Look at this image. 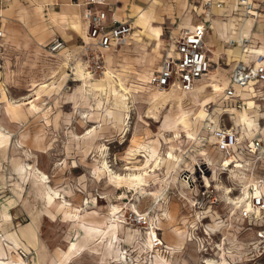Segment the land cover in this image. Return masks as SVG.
Segmentation results:
<instances>
[{"label": "rangeland", "instance_id": "rangeland-1", "mask_svg": "<svg viewBox=\"0 0 264 264\" xmlns=\"http://www.w3.org/2000/svg\"><path fill=\"white\" fill-rule=\"evenodd\" d=\"M161 2L163 5L157 9L156 14L159 15L161 22L157 23L162 25L160 26L164 32L157 44L151 36L147 35L141 48L124 46L115 52L117 55L114 56L112 66L116 68L119 65L117 68L124 70L121 71L125 75L126 82L139 81L146 85L148 72L160 65V59L169 50L171 35L179 28H183L182 21L185 15L194 16L200 13L198 7H196L197 11H188L187 7V12L181 14L183 7L177 1L161 0ZM14 33L19 35V42L7 43L4 48L0 47V53L2 49L0 88L6 87L7 94L11 98L19 99L21 96H26L27 100L32 101L24 104L17 111L0 103V123L10 132L6 148L0 147V223L4 227L7 226L6 228L10 227V230L0 227V239L4 244L12 242L9 239H3L6 231L12 233L14 237L18 232L22 239L19 229L29 224L36 230L37 239L32 243L18 239L20 242L18 247L12 242L14 251L12 255L10 251L8 252L11 259H16V255H19L24 259V264H54L57 262L59 251L65 250L68 243L77 241L81 236L75 220L72 218L65 220L61 211L45 204L36 192L31 179L26 180L17 173L15 169L17 165L29 163L34 164L48 176L50 186L67 194L66 198L71 203L72 213L76 209L80 213L87 212L86 219L94 222L101 229L104 227L102 229L104 238L110 236L111 230L109 229L113 228L105 223V218L112 216V205L122 209L119 214V219H123L122 223L115 225L116 228L117 226L120 228V230L116 229L119 232L120 241H118L120 243L119 247L115 248L125 253L129 264L137 262L148 264L156 259L154 253H144L141 248L145 232L149 231L148 228L151 225L159 227L155 231L165 245L170 243L175 246L174 249L167 248V246L159 248V253L169 261V264H200L202 256L212 257L218 252L216 244L222 241L224 235L228 237L222 244L224 249L220 250L221 254L226 257L227 262L224 264H264V250L257 249L251 244L252 227L238 219L236 214L233 215L232 207L229 204L226 206L221 200L220 191L214 187H204V177L212 179V171L210 165L206 163L207 156L198 154V148H203L210 157L218 156L215 158L220 159V154L215 152L216 149L211 143L213 139L208 134L206 125L211 118L218 120L220 117L227 126L232 124L238 126L239 120L246 116L245 107L231 108L226 112L222 108L228 109V106H235L237 102L232 100L226 103L219 96L217 105L215 101L213 105L209 104L207 110L209 116L202 126L201 133L194 137V134L190 133L194 129V115L183 117L188 109L180 111L169 105L162 109L159 108L160 111L156 113L157 117H148V110L151 109L146 103L148 95L138 93L135 94L136 102L129 111L130 117L125 120V122L129 120L130 130H127L125 134H120L118 125L105 113L104 108L111 106L110 99H106V96L99 90H75L77 81L74 80L75 74L72 73L73 59L69 60V66L64 69L63 54L48 52L46 41L43 45L29 44L27 31L22 27L19 33ZM211 38L212 35L209 39ZM75 44V47L73 46L76 49L75 54L86 59L82 48H76L77 45H84L80 37L77 38ZM247 44L249 43H244L245 46ZM220 58V69L214 76L216 82L225 85L231 64L224 54ZM93 73L95 78L101 76L100 71H93ZM63 74L67 76L66 80L62 77ZM50 78L57 79L61 87L52 89L50 92H43L39 98H36L37 94L30 90L32 84ZM1 82L4 85H1ZM148 89L152 92L155 90L149 86ZM79 92L80 95H78ZM193 110L196 111L195 108ZM99 121L104 123L102 128H98L93 134H87V137L82 136L89 128L98 125ZM258 124L260 127L264 125L261 117L258 118ZM261 131L263 132V129ZM5 136L7 134L0 131V140ZM198 137L202 138L198 140ZM146 141L154 145L160 143L158 148H160L161 155L170 158L167 162L161 163L155 171H148L145 176L148 182L145 188L147 192H153V195L143 196L140 188H135L130 180L108 181V177L101 174L98 166H101L103 150L108 152L107 164L114 173L125 176L131 171L141 170H131L134 169L132 164L135 167L140 166V157L131 159L135 163H127V157L131 148ZM177 157H181L182 160L178 166L173 167ZM216 168L222 185L227 184L229 187L236 185L234 183L236 180L229 181L226 178L228 175L219 173L221 169L217 166ZM185 174L190 175L192 189L187 190V196L193 200V204L180 194L181 187H183L181 178ZM247 177H250L248 172ZM234 192L236 194L235 190ZM133 206L142 216H136ZM209 207L221 216L217 219L224 221L220 227L216 226V230L210 231V234L206 233L205 226L213 223L208 216L211 212L201 214L199 219L194 211L195 209L204 211ZM42 218L47 223L44 219L42 221ZM178 230L180 233L175 234ZM54 235L58 236L57 243H55L56 236ZM217 235H220V238ZM191 236L194 237L193 241H186V238ZM98 237L99 235L91 239V242L87 244V249L80 256L74 257L69 264H96V256L93 255L97 253H93L91 249H101L100 252L106 250V241L103 242V237ZM200 240L206 243L205 250L199 244ZM100 256L99 253L97 259L101 261Z\"/></svg>", "mask_w": 264, "mask_h": 264}, {"label": "bare ground", "instance_id": "bare-ground-1", "mask_svg": "<svg viewBox=\"0 0 264 264\" xmlns=\"http://www.w3.org/2000/svg\"><path fill=\"white\" fill-rule=\"evenodd\" d=\"M146 1H148L147 6L141 7V6H138L136 4L131 5L130 16L133 18L134 29L132 32L131 39H129L126 42V44L124 45L126 47L131 46L130 48H133V47L134 48H139V47L141 48V44L144 41L145 36H147V35L151 36V38L156 41L155 44H157V42L163 36L162 33L164 31L162 30V27H161L162 25L157 23V22H160V17L158 14H155V9H157V7L162 6L163 4H162L161 0H146ZM229 2H230V0H229ZM180 3H184V0H180ZM228 5H229V11H230L229 18L224 19L222 21L223 24H222L221 28L218 30L219 35L222 36L220 50L218 51L216 49L211 48V52L214 53L213 63H215L217 61V58L220 57L221 54L223 53L228 58L229 63L233 64L236 60H240L239 57L241 56V52H243V48H246V47H248L250 49H256L259 53L264 52L263 51L264 50L263 45H260V46L257 45L256 46V45H254L253 42L251 43V41H250V43L247 44V46H245L244 44H242V41H241L242 38H251L253 33L257 34V32H255L252 29V27H253V24L255 21V19H254L255 17H253V15H258L259 14L258 11H256V9H251V11L249 12L250 15H248L250 17H246V16L243 17V16H239L236 12L235 13L233 12L234 9H236L234 2H230ZM164 11H165V9H164ZM48 14H49V22L50 23L49 22L47 23V21H46V23L56 25L59 21L58 13L55 10L50 9ZM208 16H209L208 18H211V19L213 18V16H211L210 14ZM188 20H190L189 17L186 18V23H189ZM76 26L78 27L79 24H76ZM47 27H49V25H47L46 28ZM41 28H43V27H41ZM85 32H86V37L89 39V41H86L85 39L81 38L82 41L85 43V45L84 46L80 45V48H85L87 45L92 44L91 38L87 34V30ZM82 35L85 36V33L82 32ZM231 40H235V41H237V43L231 44L230 43ZM0 46H1V44H0ZM124 46H122V47H124ZM67 50H69V49H68V47L66 48V46H65V48L59 54H64ZM105 50L106 49H103V48L100 49V51L103 54L104 60L106 58L107 64L104 67V70L101 72V76L98 78L93 77L94 75L86 69V63L81 57L79 59L73 61V63H72L73 72L72 73L75 74L74 80L77 81V85L75 86L76 87L75 90L76 91H79V90H81V91L82 90L98 91L99 90V91H101V93H103L106 96V99H110L111 100V106L104 108L105 113L107 116H110L113 119V121L118 125L119 130H120V134H122V133L125 134L127 132V130H130L129 120H127L126 122H125V120L129 119V117H130L129 111L131 110V106L136 102L135 94H138V93H145L148 95L147 99H146V103H148L149 107L151 108L150 110H148V113H149L147 115L148 117H157L156 113H157V111H160L159 108L162 109V108H165L166 106H169V105L171 108L173 107V108H176L180 111L183 109H188V112H186L183 117H186L189 115H194V120H195L194 121V129L190 133L194 134V137H197L201 133L202 126L204 125V122L206 121L207 117L209 116V112L207 111L209 104L213 105V102L216 101V96L219 93V87H215V89L212 91H209L208 89H203V88H201V89L199 88L197 90L193 89L194 91L189 92V93H186L184 91H182L183 93L181 91H169V92H165V91H156L155 92L154 91V92H152L148 89L147 84L145 85L142 82H139V81H136L137 83L136 82L135 83L134 82H126V80L124 79L125 75L121 71L123 69L117 68L119 65L116 68H115V66L114 67L112 66V63L114 62V55L112 53H107V55H104ZM115 51L117 52V51H119V49L115 50ZM123 65H124V63H123ZM62 66H64V69H65V67L69 66L68 57L63 58ZM217 67H218V69H220L219 63L217 64ZM216 71H217L216 67L213 64V67L209 71V77L211 79L214 78ZM134 73L136 74V72H134ZM62 77L65 80L67 78L66 74H63ZM57 82H58V80L57 79L55 80L53 78L52 79L50 78L48 80H43V81L41 80L40 82H35L34 84H32V87L30 88V90H32V93L34 92L37 94L36 98H39L43 92H50L52 89L60 88L61 87L60 83L58 82V84L56 85ZM1 85H4V83L1 82ZM162 90H165V89H162ZM148 91H150V92H148ZM78 95H80V92ZM139 95H141V94H139ZM31 101L27 100L26 96H21L19 99L11 98L7 94L6 87L2 86L0 88V103H2V104L4 103V106H7L10 109H13V110L15 109L17 111L18 108H21L24 104H28ZM138 103H140V102H138ZM142 104H144V103H142ZM251 105H252V100H249L248 101V110H247L248 112L253 111L251 108L253 106H251ZM193 108H195L196 111L193 110ZM137 110H139V109H137ZM103 120H105V119L103 118ZM101 121H99L100 123H98V125H94L91 128H89L87 130V133H84V135H82V136L87 137L86 136L87 134H93V132H96V130L98 128H102V125L104 123H101ZM211 121H212L211 123H214V125H216L218 120L213 117V118H211ZM242 124L244 126V129H245V127H247L246 130H244L246 134H250V133L254 132V128H256L255 127V117H253V116H246L245 117L244 116ZM263 128L264 127H259V129H263ZM0 131H3L7 134V136H5L4 138H2L0 140V147L6 148V145L8 143V139L10 138V132L4 126H2L1 123H0ZM263 132H264V129H263ZM208 134L210 135L209 131H208ZM89 136H88V138H89ZM88 138H86V139H88ZM201 138L202 137H198V140H200ZM211 143H214L213 140ZM159 144L154 145L150 141H146V142L138 143L134 148H131L129 150V153H128L129 156L127 157V159H128L127 163H135L134 161H131V159H135V158H137V156L140 157V161H141L140 166L135 167L134 164H132L134 169H131V170L141 169L139 171H136V172L131 171V172L127 173L125 176H120L119 174L114 173L112 170L109 169L110 165L107 164L108 163V159H107L108 158V152H106V150L102 151V159H101V164H100L101 166H98V169L100 170L101 174H105L106 177H108V179H109L108 181L120 182L121 180L122 181L130 180L131 183L133 185H135V188H137V187L140 188V193H142L143 196L145 194L146 195H151V194L153 195V192H147V189L145 188V186L148 185V182H147V179L145 176L148 174V171H151V170L155 171V169H157L161 163H163L165 161L167 162V160L170 159L167 156L161 155L160 148H158ZM103 148H105V147H103ZM198 149H199L198 154H200L202 156H207L206 157V163L208 165H210V170L212 171V173H211L212 179L208 178V177H204V187H207V188L214 187V189L216 188L218 191H220V194L222 197L221 200L226 205L229 204L232 207L233 215L237 213L238 207H240V206L248 207V204L244 200L246 197V192H247L245 188L249 182V180H246V181L244 180L245 178L247 179V175H246L247 173L245 174L243 171H240V170L234 168V167L238 166V164H235L234 167H231L230 169L223 170L221 168V163H220L221 159L219 160V159L215 158L218 156L210 157L209 153L205 149H203V148H198ZM215 152H217V151H215ZM181 157L176 158L175 163L172 165L173 167L178 166V164H180V162L182 160ZM229 162L230 161H228L227 163H229ZM216 166L221 169V171L219 173H226L228 175L226 178L229 181L232 182V181L236 180V182H234V183H236V185L230 186V187L227 184L222 185L223 183H222V180L220 179V176L217 174ZM165 167H166V164H165ZM169 167H170V165H169ZM15 169L17 170V173L20 176H22L24 179H26V180H27V178L31 179V183L34 185V188L36 187V190H37L36 192L38 193L40 198L45 202V204H47L48 206L56 207L57 210H59L63 213V218L65 220H67L68 218H72L73 220H75L77 222L78 228L81 231V236L77 241H73V242L68 243L65 250L59 251L60 254H59L58 258L56 259L57 262L54 264H69V262L74 257L80 256L84 252V250L87 249L86 248L87 244L91 239L93 240L98 235H99L98 238L103 237L104 231L102 229L104 227H102V229H101L98 226H96L94 224V222L86 219L85 214H88L87 212L85 214L80 213L78 211V209H76L75 212L72 213L71 203L66 198L67 194L62 193V192L58 191L57 189L53 188L52 186H50V184H49L50 180H49L48 176L44 172L39 170L38 167H36L34 164L23 163L19 166L17 165L15 167ZM174 177H176V176L174 175ZM189 178H190V175H188V174H185L184 177L181 178V180H182L181 186H183V187H181L180 194H181V196L186 198V200L187 199L190 200L193 204V200L188 198V196H187V190L192 189ZM176 179L177 178H175V180ZM33 190H35V189H33ZM234 190L239 193L237 198L239 199V202L241 204L237 203V201L235 200ZM30 192H33V191H30ZM196 194L197 193H195V195ZM31 195H30V197H31ZM87 207H90V206L87 205ZM34 209H36V208H34ZM208 209H206L204 211H199V210L195 209L194 211L200 219V215L205 214L208 211ZM111 210H112V212H111L112 216L106 217L105 223L110 225L113 228L109 229V230H111L110 236H108L106 238L103 237V239H102L103 242L106 241V243H105L106 250L104 249L100 252L101 249H99V250L98 249L96 250L93 248L91 249L92 252L95 254L97 253V255L100 253L101 254L100 258L102 260L100 261L99 259H97V255H93V254L92 255L96 256V264H129L125 253L122 252L121 250L115 248V247H119V243H120L119 242L120 240L118 238L119 232L116 231V229L119 227L117 226V228H116L115 225L122 223L123 219H119V217H120L119 214H120V212H122V209L120 210L118 208V206L112 205ZM133 211L135 212L136 216H142V215H140L138 210L135 209V206H133ZM49 213L54 214L52 212H49ZM32 214H33V212H32ZM115 215H117V216L115 217ZM219 217H221V216L218 214V216L210 219L211 221H213V223L212 224H206V226H205L206 233L208 232L210 234L211 233L210 231L216 230V226L220 227V225H222L224 223V221L222 219H217ZM45 218H47V217H45ZM43 219L44 218H42V221H43ZM44 221H45V219H44ZM45 223H47V222L45 221ZM45 223H44V226H45ZM213 224H215L214 225L215 227L213 226ZM29 225H26V226L22 227L21 229H19V233L21 234L22 239L24 241L32 243V242H35V240L37 239L36 238L37 232H36V230L33 229L31 224H29ZM41 225H42V222H41ZM58 225L59 224H57V226ZM70 225H72V224H70ZM0 227L3 229V228H6L7 226L4 227L0 223ZM8 228L10 230V227H8ZM8 228H6V229H8ZM45 228H46V226H45ZM157 228H159V227H156L155 225H151L148 228L149 231L145 232L146 235L144 236V239L142 240L141 248H142L144 253H147V254L154 253L155 254L156 259L154 261L151 260L148 264H169L168 263L169 261L165 260L163 258V256L159 253V248L167 246V248L174 249L175 246L173 244H170V243H166L167 245H165L163 243V241L158 237V235L155 231V229L157 230ZM70 229H71V227H70ZM105 229H106V227H105ZM119 230H120V228H119ZM4 231H6V230H4ZM61 231H64V230H61ZM58 232H57V234H59ZM65 233H67V231ZM107 233H109V232H107ZM121 233H123V232H121ZM179 233H180L179 230L175 232V234H179ZM224 233H225V231H224ZM44 234L47 235L46 233H44ZM4 235H5V237H3V239H5V238H6V240L9 239L15 244V246H17V247L19 246L20 242L18 241V239H21V237L18 234V232H17L15 237L12 235V233H7V231H6V234H4ZM54 236H56V238H55L56 242L55 243H57L58 236L57 235H54ZM70 237H71V234H70ZM193 238H194L193 236L188 237V238H186V241L191 242V240L193 241ZM227 238L228 237L226 235H224L222 238V241H220L219 243L216 244V246L218 248V252L215 253L214 255H212V257L202 256V258L200 259V264H224V263H226L227 262L225 259L226 257H224L221 254L220 250L224 249L222 244L224 243L225 239H227ZM217 241H218V239H217ZM12 242H8L7 244H4V242H2L0 239V264H24V259L19 255H16L17 256L16 259H11L12 252L14 251L13 250L14 247L11 245ZM91 244L92 243H90V245ZM199 244L202 245L203 250L206 249L205 248L206 243L203 240H200ZM89 250H90V248H89ZM142 250H141V252H142ZM9 251H10L11 255H9V253H8ZM28 251H29V249H28ZM98 251H99V253H98ZM141 252H140V254H141ZM87 256H89V255H87ZM92 259L95 260V258H92ZM137 261L138 260H136V262ZM133 263H134V261H133ZM135 264H141V263L137 262Z\"/></svg>", "mask_w": 264, "mask_h": 264}, {"label": "built area", "instance_id": "built-area-1", "mask_svg": "<svg viewBox=\"0 0 264 264\" xmlns=\"http://www.w3.org/2000/svg\"><path fill=\"white\" fill-rule=\"evenodd\" d=\"M83 4L86 5L87 34L92 41V47L87 45L82 48L86 58L83 60L86 69L94 74L93 71L102 72L105 67L100 49L109 51L125 44L132 27L129 21L119 20L113 16L114 6L108 4L106 0H83ZM223 4L222 0H201L203 22L188 28L181 27L171 35L169 50L162 57L160 65L149 74L148 84L151 87L189 92L207 76L213 62L205 41L208 26L204 21L209 20V14L214 16V7L221 9ZM237 4L248 16L251 9H256L259 13L264 0H259L257 6L254 0H237ZM96 6L104 8L93 10ZM253 17L257 19V15ZM241 41L242 44L250 43L251 38H242ZM230 43L236 44L237 41L231 40ZM65 46L64 41L58 37L46 44L47 51L52 54L60 53ZM246 50L247 48H243L242 53H247ZM241 93L258 99L264 107V52L251 55L247 61L241 58L234 64L228 85L223 89V96L227 99L238 98ZM206 130L210 132L213 145L221 155V168L230 169L238 164L234 168L250 175L244 199L248 207H238L237 214L252 227L251 244L257 249L264 250V167L260 169L261 173L258 172L264 159L263 137L257 131L252 137L242 139L236 127L223 123L214 125L208 122ZM228 161L230 162L227 163ZM238 194L237 192L234 197L237 203H240Z\"/></svg>", "mask_w": 264, "mask_h": 264}, {"label": "crops", "instance_id": "crops-1", "mask_svg": "<svg viewBox=\"0 0 264 264\" xmlns=\"http://www.w3.org/2000/svg\"><path fill=\"white\" fill-rule=\"evenodd\" d=\"M175 1H177V3L181 4L183 7L181 14L186 13L187 10L188 11L189 10L197 11L196 7H198V10H200L199 15H194V16H190L187 14L185 15V17L183 18V21H182L184 28L192 27L196 23L203 22L204 17L202 15L201 0H184V3H180V0H175ZM222 1L224 2L223 7L221 9H217L214 7L213 8V12H214L213 18L212 19L209 18V20L204 21L208 26L207 33L205 36V41H206V45L208 47V50L211 53L212 62H213L214 53L211 52V48L216 49L218 51L220 50L222 36L219 35L218 30L221 28V26L223 24L222 21L224 19H228L229 15H230L228 4L230 2H234L235 7H236V9H234V11H233L234 13L236 12L239 16L250 17V16H247L246 14H244L242 12V9H240L238 4H237V0H230V2H229V0H222ZM258 1L259 0H254L255 6H257ZM106 2L108 4L114 6L113 16L115 18H117L119 20L129 21V23L131 24V27H132V32L134 29V24H133V18L130 16L131 5L136 4V5L141 6V7L143 6V4H146V6L148 5V1H146V0H106ZM191 3H193V4H191ZM187 7H188V9H187ZM99 8H104V7L96 6L93 8V10H97ZM159 8L160 7H157V9H159ZM50 9H53L58 13L59 21L56 25L47 24L49 22V14L48 13H49ZM157 9H155V14H156ZM85 10H86V5L83 4V0H0V29H1V36H0L1 46L0 47L4 48V45L7 43H16L17 41L19 42L20 37L18 34H15L14 32L19 33V29L22 27V29H26V31H27V40H28L29 44L30 43L31 44L37 43L39 45H43L44 41H46V43H45V45H46L55 37L61 38L64 41L66 48L68 47V49H69L63 54V58L68 57V60L73 59V61H75V60L80 58L79 56H77L75 54L76 49L73 48V46L75 47V45H76L75 43H76L77 38L80 37L82 39H85L86 41H89V39L86 37V32H85L87 30V24H86V20H85ZM194 14H195V12H194ZM187 17L190 18V20H188L189 23H186ZM108 18H110V13L108 15ZM46 21H47V23H46ZM46 24L49 25V27L46 28V26H47ZM76 24H79V26L77 27ZM41 27H43V28H41ZM252 29L255 32H257V34H255V33L252 34L251 43L253 42L254 45H256V46L257 45H259V46L263 45V47H264V35H263V32H264V4L262 5L261 10L259 11V14L257 15V19H255V21H254ZM82 32L85 33V36L82 35ZM132 32H131L130 36L127 38V41L129 39H131ZM11 33H12V35H11ZM211 35H212V38L209 39L211 37ZM125 44L121 45L120 47H118L117 49H114V50H109V51L105 50L104 55H107V53H112L114 56L117 55L115 53L116 52L115 50L121 49L122 46H124ZM76 48L77 49L80 48V45H77ZM246 48H247V50H246L247 53L244 54L241 52V56L239 57L240 59L242 58L245 61L249 60V57L251 55L258 53V51L256 49H250L248 47H246ZM1 54H2V49H1L0 55ZM222 54H221V56H222ZM51 56H53V55L51 54ZM220 57H218L217 61L215 63H213L216 67V70H217L216 73H218L217 64L220 63V59H221ZM161 59H160V61H161ZM237 61L238 60H236L229 67L227 82L225 83V85H221L220 83L216 82L215 76H214V79H211L209 77V73H208L207 76H205V78L198 84V86L196 88H194V90H197L199 88L200 89L203 88V89H208L209 91H212L215 89V87H219V93L216 96L215 104L218 102L219 96H220V99L222 98V101H225L226 103L231 102L232 100L237 102L235 106H228V109L222 108V110L227 112L231 108L236 109V107H241V108L245 107L244 109H245L246 116L256 117L255 118V127L256 128H254V132H252L250 134H246L244 131V130H246L247 127H245V129H244V126L242 124L243 118H241L239 120L238 126H234L232 124L234 127L237 128V130L239 131V133L242 136V139H246V138L248 139V138L252 137L257 131L260 132L261 136L264 139L263 132L261 131V129H259L260 125L258 124V118L261 117V119L264 120V107H263L262 103L258 99L253 98L252 96H250L247 93H241L238 98L235 97V98H231V99L224 98V96H223V89L228 85L230 72H231L234 64ZM105 62H107L106 58H105ZM151 72L152 71L148 72L147 80L149 79V74ZM218 77H220L219 74H218ZM147 86L151 87L148 84V82H147ZM194 90L189 91V92H193ZM154 91L155 92L156 91L169 92V91H180V90H177V89L162 90L159 88H155ZM189 92H186V93H189ZM249 100H252L251 106H253V107H251V108L253 111H251V112L247 111ZM225 114H227V113H225ZM221 123L225 124L224 120H222V118L220 119V117H219L216 125H220ZM262 127H264V125ZM217 153L220 154L218 151H217ZM220 158H221V155H220ZM263 167H264V162L262 161V163L258 169L259 173H261L260 169H263ZM247 179H250V177H247ZM226 206H228V205H226ZM208 212H211L208 214V216H210V219L218 216L217 212L213 211L212 208H209ZM236 217L238 219H240L238 217L237 213H236ZM242 221H244V220H242Z\"/></svg>", "mask_w": 264, "mask_h": 264}]
</instances>
